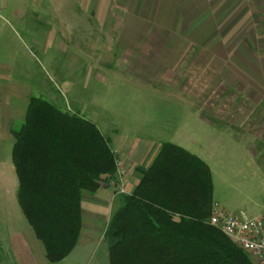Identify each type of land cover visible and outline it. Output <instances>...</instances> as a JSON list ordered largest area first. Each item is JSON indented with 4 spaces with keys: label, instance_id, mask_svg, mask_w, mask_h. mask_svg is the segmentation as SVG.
Segmentation results:
<instances>
[{
    "label": "crops",
    "instance_id": "crops-1",
    "mask_svg": "<svg viewBox=\"0 0 264 264\" xmlns=\"http://www.w3.org/2000/svg\"><path fill=\"white\" fill-rule=\"evenodd\" d=\"M7 2L0 0V15L9 12ZM56 4L40 10L73 16L74 22L71 18L59 24V32L66 35L54 34L46 45L45 28L50 24L29 19L22 28L37 47H53V60L61 54L54 60L58 81L39 96H34L35 87L0 83V134L9 140L15 122L24 121L20 106L40 97L94 124L127 174L123 195L117 193L116 176L103 180L95 194L82 193L77 244L56 264H109L106 226L161 144L171 142L166 138L208 166L213 204L221 202L214 190L213 166L225 158H240L257 175L264 169V0H58ZM95 61L106 70L95 73ZM113 64L118 78L170 101L171 105H163L166 110L181 112V133L170 130L167 137L156 139L153 134H165L161 124L134 135L124 133L125 128L121 133L103 128L94 116L93 81L104 85L108 78L114 79L109 71ZM6 99L16 104L4 105ZM10 173L0 155V264H49L43 245L11 199Z\"/></svg>",
    "mask_w": 264,
    "mask_h": 264
},
{
    "label": "trees",
    "instance_id": "trees-1",
    "mask_svg": "<svg viewBox=\"0 0 264 264\" xmlns=\"http://www.w3.org/2000/svg\"><path fill=\"white\" fill-rule=\"evenodd\" d=\"M11 135L17 203L47 262L59 263L79 238L82 193L115 176L116 156L94 124L40 97ZM212 194L208 166L162 143L106 226L109 264H253L208 224Z\"/></svg>",
    "mask_w": 264,
    "mask_h": 264
},
{
    "label": "rangeland",
    "instance_id": "rangeland-1",
    "mask_svg": "<svg viewBox=\"0 0 264 264\" xmlns=\"http://www.w3.org/2000/svg\"><path fill=\"white\" fill-rule=\"evenodd\" d=\"M56 1L58 2V0ZM56 3L55 0H8L7 7L9 12L0 15V73L3 79L0 83L2 85L9 86L14 84L23 87H35L34 96H39L38 93H41V90L49 86L53 88L52 84L57 83L54 66L58 64L54 60L60 59L59 55L61 54L56 53L57 55L53 60V47H37L34 45L36 42L33 38L29 37L22 28V24L28 23L29 19L32 20V23L50 24L45 28L46 45L49 44L54 34L63 33V35H66L64 31L59 32V24L69 22L71 18L74 22L73 16H61L51 11L40 10L41 8H51V6L57 5ZM12 8L20 9V13L15 14L10 10ZM30 9H39L40 13L36 14L35 11ZM30 12L33 13L32 17L29 16ZM35 29L40 31L39 28ZM84 33L83 31V35ZM98 51H101V48H97ZM94 66L95 73H102L106 70L102 68V64L98 61L94 62ZM109 71L115 78H108L107 84L102 85L96 79L93 81L94 116L98 117V122L103 125L104 129L111 128V131L121 133L125 128L124 133L129 132L130 135H134L135 132L142 130H153V128L161 124L162 126H160L164 127L165 134H153L156 139L161 136L167 137L170 130H177L181 133V118L178 117L181 112L166 110L163 106L171 105L170 101L160 99L163 98L161 96H154V98L150 92H143V90L129 85L128 81L130 80L127 78L128 81L118 78L120 75H118L116 64H113ZM7 103L9 105L16 104L6 99L4 105H7ZM151 106H159L161 109L153 111L150 110ZM25 109L26 106H20V110L23 112H25ZM169 115L174 116V118ZM169 118L172 120H169ZM21 123L22 121L15 122L17 127ZM17 127L15 126V128ZM177 131H174L175 135H178ZM114 132L112 133L114 134ZM166 139H170V143H177L171 138ZM9 140L5 139V135L0 134V155L6 166L11 169V173L8 174L9 180L12 179L14 184L11 199L18 206L16 199L18 183L11 162V150L14 143L12 135ZM257 168L258 170L261 169L259 166ZM212 170L214 190L221 199V202L216 204L220 203L228 212L236 216L247 218L258 216L264 211L263 168L257 175L247 168L245 162L240 158H225L221 164L216 167L213 166ZM18 210H20L19 206Z\"/></svg>",
    "mask_w": 264,
    "mask_h": 264
},
{
    "label": "built area",
    "instance_id": "built-area-1",
    "mask_svg": "<svg viewBox=\"0 0 264 264\" xmlns=\"http://www.w3.org/2000/svg\"><path fill=\"white\" fill-rule=\"evenodd\" d=\"M116 166L117 193L123 195L125 194L123 183L126 181L127 174L124 169L118 167V162ZM208 224L247 255L253 264H264V211L258 216L245 218L229 213L217 204H213Z\"/></svg>",
    "mask_w": 264,
    "mask_h": 264
}]
</instances>
